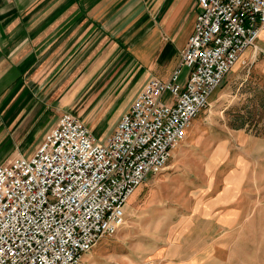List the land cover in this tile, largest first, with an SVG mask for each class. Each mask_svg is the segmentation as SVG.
Listing matches in <instances>:
<instances>
[{"label":"rangeland","instance_id":"obj_1","mask_svg":"<svg viewBox=\"0 0 264 264\" xmlns=\"http://www.w3.org/2000/svg\"><path fill=\"white\" fill-rule=\"evenodd\" d=\"M111 1L123 9L130 5V14L153 0ZM144 22L138 15L119 29L111 26L110 43L122 48L125 33L139 23L144 28ZM259 40L210 95L164 168L130 197L124 223L99 238L81 264H264V41ZM50 85L43 81L33 89L43 105L33 108L29 121L0 107V161L33 153L64 111L103 140L130 103L121 106L128 89L118 105H108L113 96L105 93L83 89L70 97L64 90L53 96ZM27 91L26 97L32 95Z\"/></svg>","mask_w":264,"mask_h":264},{"label":"built area","instance_id":"obj_2","mask_svg":"<svg viewBox=\"0 0 264 264\" xmlns=\"http://www.w3.org/2000/svg\"><path fill=\"white\" fill-rule=\"evenodd\" d=\"M195 1L193 30L170 78H149L105 140L66 112L31 155L0 162V264H81L124 223L135 189L164 168L264 27V0Z\"/></svg>","mask_w":264,"mask_h":264},{"label":"crops","instance_id":"obj_3","mask_svg":"<svg viewBox=\"0 0 264 264\" xmlns=\"http://www.w3.org/2000/svg\"><path fill=\"white\" fill-rule=\"evenodd\" d=\"M159 7L162 12L157 14ZM125 8L111 0H0V107L11 108L17 120L29 121L35 113L33 108L43 105L33 91L43 81L51 83L53 96L68 90L67 95L73 97L86 89L96 95L113 96L107 98L108 105H118L122 91L128 89L121 106L129 102L130 106L149 78L168 80L192 33L197 2L153 0L150 7H138V12L129 11L130 14L127 10L131 6ZM142 8L145 11L141 14ZM113 10L117 12L111 19ZM138 15L144 16V28L139 23L137 28L129 29L121 38L126 42L122 48L111 44V26L117 25L119 29L126 25L127 17L136 22ZM258 39L264 41V27ZM187 74L188 69L183 68L181 82ZM27 90L32 92L29 97H26ZM162 99L165 103L172 102L168 93ZM125 111L120 113L117 122ZM66 112L71 113L61 112L56 123ZM15 155L18 154L5 158Z\"/></svg>","mask_w":264,"mask_h":264}]
</instances>
